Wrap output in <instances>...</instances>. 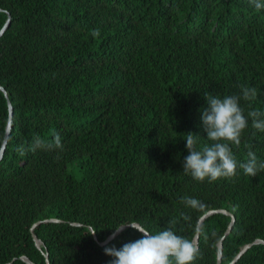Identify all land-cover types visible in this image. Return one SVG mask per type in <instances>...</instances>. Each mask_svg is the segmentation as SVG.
Here are the masks:
<instances>
[{"label":"trees","instance_id":"obj_1","mask_svg":"<svg viewBox=\"0 0 264 264\" xmlns=\"http://www.w3.org/2000/svg\"><path fill=\"white\" fill-rule=\"evenodd\" d=\"M9 16L0 36V149L12 119L0 160V264H47L46 252L49 264H108L105 246L140 238L125 227L102 244L112 228L134 222L156 234L173 219L178 235L199 233L193 264H219L232 217L199 224L217 209L235 216L221 264L264 239V171L238 167L211 183L183 172L187 132L200 135L197 148L211 143L205 92L255 88L251 106L264 111V9L249 0H0V30ZM241 107L247 114L248 102ZM56 133L62 151L18 154L32 136ZM232 151L238 163L249 151L264 160V132L249 119ZM185 196L202 208L186 207ZM235 264H264V244Z\"/></svg>","mask_w":264,"mask_h":264},{"label":"clouds","instance_id":"obj_2","mask_svg":"<svg viewBox=\"0 0 264 264\" xmlns=\"http://www.w3.org/2000/svg\"><path fill=\"white\" fill-rule=\"evenodd\" d=\"M249 2L256 10L264 9V0H249ZM90 34L97 37L100 35V30L93 29ZM204 96L207 107L201 109L202 128L211 143L197 148L200 135L187 132L184 138L190 154L183 159V172L191 175L194 180L200 182L207 180L211 183L221 178L235 177L238 167L250 177L257 176L258 173L264 171V160H259L253 151L247 153L248 159L245 162L239 163L232 151L233 145L240 146L242 133L249 126V119H251L253 129L264 132V111L251 106V102L257 98V90L241 86L239 94L221 97L205 92ZM241 100L248 102L247 114L241 107ZM37 150L62 151L63 144L60 135L56 133L52 139L34 135L27 148L23 145L17 148L20 156H24L29 151L34 153ZM181 202L192 209L202 208V203L193 197H182ZM183 219L187 221L189 217L184 215ZM169 224L170 227L156 234H152L144 227H137L134 222L122 223L112 228L110 239H115L125 227L138 230L140 238L124 243L119 248L115 245L105 246V254L112 257L108 264H193L198 254L196 241L178 235L173 230L176 224L174 219L170 220ZM96 232L92 230L89 235L94 236Z\"/></svg>","mask_w":264,"mask_h":264},{"label":"water","instance_id":"obj_3","mask_svg":"<svg viewBox=\"0 0 264 264\" xmlns=\"http://www.w3.org/2000/svg\"><path fill=\"white\" fill-rule=\"evenodd\" d=\"M10 22H11V18L10 16L8 17L5 25L3 26V28L0 30V36L6 31V29L9 27L10 25ZM0 89L6 94V96L8 97V92L7 90L0 84ZM9 102V110H10V116L12 117L13 114H14V109H13V106H12V103L11 101H8ZM11 118L9 119V122H8V125H7V133H6V137L4 139V142L2 144V147L0 149V160L3 158L4 156V153H5V150H6V147H7V143H8V136H9V133L12 129V122H11ZM217 212H223L227 215H230L232 217V221L230 223V225L228 226L227 230L225 231V234L223 236V238L219 241V258H218V262L219 264L221 263V258H222V240L224 239V237L226 235H228L233 227V224H234V221H235V216L233 215V213H231L229 210L227 209H217V210H210L209 212H207L206 214H204L200 220H199V224H201L204 219L211 215V214H214V213H217ZM54 220V219H53ZM41 221H39L38 223H40ZM37 223V224H38ZM137 227H142L141 225L139 224H136ZM97 238V236H95ZM111 237V235H110ZM110 237L102 242V244H105L107 243L110 239ZM34 238L36 240V244L40 247V244L42 243V241L38 238V236L34 233ZM199 240V233H197L196 235V241L198 242ZM255 243H263L264 244V239H257L255 242H252V243H249L247 245H245V247L241 250V252L236 256V258L233 260V262H231L230 264H234L253 244ZM46 257H47V264H49V254L48 252H46ZM23 259L28 263V264H36L35 262H33L31 259H29L27 256H24Z\"/></svg>","mask_w":264,"mask_h":264}]
</instances>
